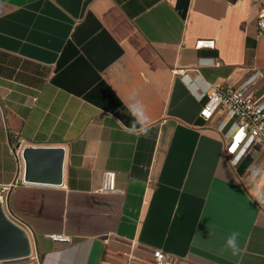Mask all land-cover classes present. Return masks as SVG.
<instances>
[{"label": "crops", "instance_id": "1", "mask_svg": "<svg viewBox=\"0 0 264 264\" xmlns=\"http://www.w3.org/2000/svg\"><path fill=\"white\" fill-rule=\"evenodd\" d=\"M260 12L257 0H0V196L31 249L0 264H126L142 253L129 241L179 264H264L263 156L232 165L223 116L201 118L207 96L190 83L264 72ZM136 101L147 136L126 131ZM25 146L62 147V183L51 157L49 180L25 181ZM106 171L121 192H102ZM233 232L242 252L222 255Z\"/></svg>", "mask_w": 264, "mask_h": 264}, {"label": "built area", "instance_id": "2", "mask_svg": "<svg viewBox=\"0 0 264 264\" xmlns=\"http://www.w3.org/2000/svg\"><path fill=\"white\" fill-rule=\"evenodd\" d=\"M261 3V12L257 18L260 34L264 35V0ZM213 40H198L196 48H211ZM264 78V72L256 70L242 84L237 87L211 86L201 88L190 81L195 87L199 98L207 96L206 102L200 110V117L205 121L211 120L215 115L223 116L221 129L227 128L225 133V153L229 156L231 164L237 165L245 156L256 158L263 156L264 166V95L256 97L253 92L254 84ZM233 145H236L233 151ZM14 153L20 159L21 147L14 145ZM102 192H121L116 187V173L106 171L103 174ZM1 202L3 198L0 196ZM55 241L68 242L69 236L65 234H49ZM132 250L142 253L124 252L126 264H179L180 258L158 248H145L134 241H129Z\"/></svg>", "mask_w": 264, "mask_h": 264}, {"label": "water", "instance_id": "3", "mask_svg": "<svg viewBox=\"0 0 264 264\" xmlns=\"http://www.w3.org/2000/svg\"><path fill=\"white\" fill-rule=\"evenodd\" d=\"M65 151L62 147L42 148L25 146L22 158L26 164L25 181L49 180L44 169H39V164L54 158L57 165L56 174L53 176L55 183H62L63 162ZM29 236L24 229L10 221L6 216L0 201V261L26 259L30 256Z\"/></svg>", "mask_w": 264, "mask_h": 264}, {"label": "clouds", "instance_id": "4", "mask_svg": "<svg viewBox=\"0 0 264 264\" xmlns=\"http://www.w3.org/2000/svg\"><path fill=\"white\" fill-rule=\"evenodd\" d=\"M128 110L134 118L132 125L126 128L128 134L147 136L150 131V118L148 117L142 102L136 101L134 104L128 106ZM254 195L260 203L264 204V193L254 192ZM238 236V233L233 232L227 237L226 243L223 248L220 249L222 255L225 252L230 251L233 256H237L242 252V248L238 242Z\"/></svg>", "mask_w": 264, "mask_h": 264}, {"label": "snow or ice", "instance_id": "5", "mask_svg": "<svg viewBox=\"0 0 264 264\" xmlns=\"http://www.w3.org/2000/svg\"><path fill=\"white\" fill-rule=\"evenodd\" d=\"M235 147H236V145H233V148H232L233 151L235 150Z\"/></svg>", "mask_w": 264, "mask_h": 264}]
</instances>
